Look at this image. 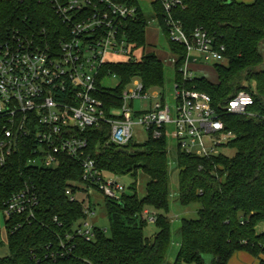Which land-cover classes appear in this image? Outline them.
Segmentation results:
<instances>
[{"label":"trees","instance_id":"obj_1","mask_svg":"<svg viewBox=\"0 0 264 264\" xmlns=\"http://www.w3.org/2000/svg\"><path fill=\"white\" fill-rule=\"evenodd\" d=\"M227 1L182 0L183 6L172 10L188 34L202 26L227 48V65H216L218 83L198 77L187 85L209 94L215 105L226 103L242 89L252 91L256 100L252 109L264 116V0ZM153 10L168 36L167 14L156 2ZM148 26L149 19L140 9L134 20L126 22L129 41L144 47ZM12 30L50 42L67 32L51 0H0V39ZM169 45L177 57L176 80L181 81L177 68L186 58V47L170 40ZM108 73L120 78L118 86H103L97 94L108 116L111 107L121 105L123 89L133 78H140L147 90L163 89L165 84L164 62L152 52L139 60L106 63L99 86ZM223 120L226 129L237 134L230 144L234 155L200 157L179 147L175 153L179 200L201 207L198 218L182 220V242L173 264H228L239 251L259 257L264 264V230L258 229L264 223V119L224 114ZM110 129L103 123L86 130L88 153L105 173L147 174L145 196L135 192L123 193L118 200L106 198L110 233L96 226L94 238L87 241L74 234L75 223L85 216L83 205L66 193L69 187L77 192L73 183H84L81 162L62 156L54 169L31 166L28 160L35 145L21 146L0 173V211L13 193L27 185L35 188L40 204L36 220L27 222L21 215L5 219L10 253L0 257V264H164L171 242L167 138L150 135L143 143L120 146L109 143ZM146 207L158 212L159 230L152 237L144 234ZM61 242L69 251L55 259L51 254L62 249Z\"/></svg>","mask_w":264,"mask_h":264},{"label":"built area","instance_id":"obj_2","mask_svg":"<svg viewBox=\"0 0 264 264\" xmlns=\"http://www.w3.org/2000/svg\"><path fill=\"white\" fill-rule=\"evenodd\" d=\"M131 1L51 0L55 13L66 25L67 32L59 40L41 41L34 35L14 30L0 39V173L15 151L34 143L29 165L54 169L62 156L74 158L83 168L81 184L87 189L98 188L108 198L118 200L121 197L117 191L124 186L97 168L95 159L88 153L89 141L85 135L88 128H100L108 123L109 143L127 146L134 141L136 125L144 126L153 138L163 135L167 138V125L172 124V134L182 151L213 157L222 154L218 152L220 147H230L237 138L236 133L226 129L224 114L264 119L252 109L256 104L252 91L242 89L226 103L215 105L209 94L188 87L187 83L199 77L192 71V64L204 61L225 65L228 56L226 45L207 29L197 26L188 34L181 21L172 16L175 7L183 6L182 0L151 1L152 5L159 3L167 14L169 40L186 47V58L177 68L182 80L175 82L174 104L165 99L161 88L147 90L140 78H133L123 89L121 105L111 107L108 116L104 101L97 94L103 90L106 79L120 78L108 73L99 86L103 66L139 60L133 56L138 47L129 41L126 33V22L134 20L141 9L140 0H136L137 4ZM153 21L160 27L155 11ZM109 56L128 59L115 61ZM176 60L175 55L174 65ZM147 99L155 101L146 104ZM137 100L142 103L140 108L135 107ZM73 184L77 191L86 189L79 188L76 185L79 183ZM72 191L69 187L66 193L71 200L80 202L85 212L75 223L74 234L90 241L96 226L87 217L94 212ZM39 204L37 191L27 185L9 197L3 213L5 218L21 215L31 222L36 220ZM142 215L146 221L157 219V213L148 208ZM61 245V250L51 254L53 258L69 251L64 242Z\"/></svg>","mask_w":264,"mask_h":264},{"label":"rangeland","instance_id":"obj_3","mask_svg":"<svg viewBox=\"0 0 264 264\" xmlns=\"http://www.w3.org/2000/svg\"><path fill=\"white\" fill-rule=\"evenodd\" d=\"M140 7L145 13L146 17L150 20V24L147 29L146 34V45L141 48H135L133 52L134 58L141 59L147 53H155L163 62L165 69V84L163 87L164 97L170 103L174 104V86L176 82V73L173 59L175 55L172 53L169 45V38L159 25L153 21L154 11L151 4V0H140ZM111 60L115 61H125L128 58L119 56H109ZM227 65V62L225 63ZM192 71L199 77H204L213 83H218L219 77L216 70V66L210 62L200 61L196 64L191 65ZM120 80L118 78H110L104 81V86L114 88L118 86ZM146 104L155 101V99H147ZM140 101L135 102V107L140 108ZM120 110L116 111V114H119ZM168 157H169V168L171 172L170 178V191L171 198L169 202V212L167 213L168 218L171 222V242L169 249L167 251L166 259L164 264H173L176 259L177 253L181 246V223L183 219H195L198 218V211L201 205L198 202H191L184 204L179 200L178 190H179V169L175 161V153L178 149V140L172 134L174 131V125L168 124ZM149 138V134L144 126L136 125L134 127V142L143 143ZM218 152L226 155H234L235 149L224 146L218 149ZM109 177L112 180H117L122 186L123 190L117 191L118 196H122L123 193L127 194H137L140 197H144L146 194V184L149 181L150 177L145 174L143 171H139L137 176L131 174L116 175L109 173ZM79 188H86L85 184H76ZM76 197L80 201L84 200L85 206L89 205L94 214H90L87 217V221L97 227L103 228L107 234L110 232V222L108 218L107 208H106V198H108L103 191L98 188L90 187L85 190H78L76 192ZM149 210L158 212L152 208L146 207ZM5 215L3 211H0V257L8 256L9 246L7 241L6 233V224H5ZM77 225V224H76ZM75 225V227H76ZM259 230H264V223H260L258 226ZM158 226L156 222L146 221L144 226V234L147 237H152L158 232ZM264 256L261 258L263 259ZM228 264H262L260 258L253 256L251 253L246 251H239V253L234 254L229 260Z\"/></svg>","mask_w":264,"mask_h":264},{"label":"water","instance_id":"obj_4","mask_svg":"<svg viewBox=\"0 0 264 264\" xmlns=\"http://www.w3.org/2000/svg\"><path fill=\"white\" fill-rule=\"evenodd\" d=\"M227 3L229 4L233 3V0H228Z\"/></svg>","mask_w":264,"mask_h":264},{"label":"crops","instance_id":"obj_5","mask_svg":"<svg viewBox=\"0 0 264 264\" xmlns=\"http://www.w3.org/2000/svg\"><path fill=\"white\" fill-rule=\"evenodd\" d=\"M151 1H152V0H151ZM152 7H153V5H152ZM6 233H7V230H6ZM7 241H8V235H7ZM236 253H239V252H236ZM236 253H235V254H236Z\"/></svg>","mask_w":264,"mask_h":264}]
</instances>
